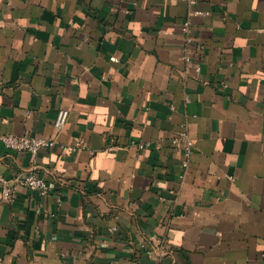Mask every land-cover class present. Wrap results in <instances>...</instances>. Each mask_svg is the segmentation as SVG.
Instances as JSON below:
<instances>
[{
	"label": "crops",
	"instance_id": "0c3cea01",
	"mask_svg": "<svg viewBox=\"0 0 264 264\" xmlns=\"http://www.w3.org/2000/svg\"><path fill=\"white\" fill-rule=\"evenodd\" d=\"M0 134V264H264V0H0Z\"/></svg>",
	"mask_w": 264,
	"mask_h": 264
},
{
	"label": "built area",
	"instance_id": "2783aa9c",
	"mask_svg": "<svg viewBox=\"0 0 264 264\" xmlns=\"http://www.w3.org/2000/svg\"><path fill=\"white\" fill-rule=\"evenodd\" d=\"M189 3H193V0H189ZM190 29L189 20H185L181 25V31L187 35ZM68 111L65 109H59L57 111L55 120L53 122V128L57 131L61 130L67 120ZM0 143L3 147L9 151L13 152H24L29 155L30 161H34L37 154L44 149H51L55 146V141L53 139H48L44 137L37 136H16L12 134H0ZM170 144L172 147H180L182 150L185 161L182 166L187 165V159L192 152L193 143L186 131H182L178 136L172 137L170 139ZM139 149L148 147V144H138ZM63 152L71 153L78 148L82 147L81 143H76L74 146L59 145ZM17 187H24L31 191H36L40 195H46L48 190V185L44 178H42L35 171L31 170L25 174L19 175L13 179L6 178L3 173L0 172V189L1 194L4 199H10L13 195L14 189ZM152 239V237H149Z\"/></svg>",
	"mask_w": 264,
	"mask_h": 264
}]
</instances>
